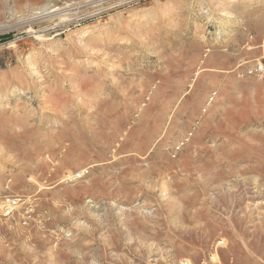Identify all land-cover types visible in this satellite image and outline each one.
<instances>
[{"label": "rangeland", "instance_id": "obj_1", "mask_svg": "<svg viewBox=\"0 0 264 264\" xmlns=\"http://www.w3.org/2000/svg\"><path fill=\"white\" fill-rule=\"evenodd\" d=\"M0 264H264V0H0Z\"/></svg>", "mask_w": 264, "mask_h": 264}, {"label": "built area", "instance_id": "obj_2", "mask_svg": "<svg viewBox=\"0 0 264 264\" xmlns=\"http://www.w3.org/2000/svg\"><path fill=\"white\" fill-rule=\"evenodd\" d=\"M259 69H262V67H260ZM7 214L9 215V212Z\"/></svg>", "mask_w": 264, "mask_h": 264}, {"label": "bare ground", "instance_id": "obj_3", "mask_svg": "<svg viewBox=\"0 0 264 264\" xmlns=\"http://www.w3.org/2000/svg\"><path fill=\"white\" fill-rule=\"evenodd\" d=\"M246 247V246H245Z\"/></svg>", "mask_w": 264, "mask_h": 264}]
</instances>
